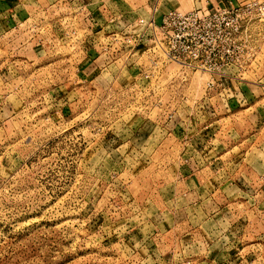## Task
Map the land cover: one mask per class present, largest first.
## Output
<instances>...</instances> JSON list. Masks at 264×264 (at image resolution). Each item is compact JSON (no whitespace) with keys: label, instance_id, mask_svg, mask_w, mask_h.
Returning a JSON list of instances; mask_svg holds the SVG:
<instances>
[{"label":"rangeland","instance_id":"1","mask_svg":"<svg viewBox=\"0 0 264 264\" xmlns=\"http://www.w3.org/2000/svg\"><path fill=\"white\" fill-rule=\"evenodd\" d=\"M3 2L0 25L4 9L20 5L27 15L0 30V264H264L254 192L238 191L226 220L194 232L146 207L162 178L174 176L168 158L185 152L216 159L219 172L234 169L227 163L247 125L239 112L227 122L215 113L223 102L205 98L208 76L167 63L172 77L160 76L167 89L159 104L173 117L165 121L155 103L134 100L132 66L100 51L101 32L88 33L79 0ZM91 53L98 71L80 82ZM246 120L254 129V115ZM147 122L149 135L140 127ZM252 185L245 188H261Z\"/></svg>","mask_w":264,"mask_h":264},{"label":"crops","instance_id":"2","mask_svg":"<svg viewBox=\"0 0 264 264\" xmlns=\"http://www.w3.org/2000/svg\"><path fill=\"white\" fill-rule=\"evenodd\" d=\"M6 1L8 0H5V2L1 4H10ZM246 1L247 0H79L85 18L84 25L87 27L86 30L88 33L93 30H96V33H100L109 26L114 29H121L125 26L130 28L134 21L141 18H148L152 14L154 8L155 17L159 20L161 14L168 10L189 11L198 7L214 8L227 5H238ZM10 6L13 5L11 4ZM2 14L6 16V20H3V24L0 25V30L8 26V21L12 22L16 20V22H19L27 15L24 13L23 7L20 8V5H16L9 11L8 9H4ZM113 21L119 24H114ZM259 27L260 30L264 32V22H262ZM262 44L263 54L260 55L258 61L254 62L256 65L254 69L252 68L246 72H251L250 74L253 73L255 77L245 78L244 74L246 73H239L234 74V78L225 79L224 85L226 89L224 92L225 101L222 106L223 112L222 110L217 111L214 109L217 111L215 113H217L219 117L221 115L220 113H223V116L226 115L223 118L225 122L228 121L226 118L229 119L230 116H234L239 112L247 125L246 129L241 134L242 137L237 139L235 146L232 147L239 150V156L234 160L230 159L227 163L229 165L231 163L234 164L233 171L231 169L228 173L223 170L219 172L221 169H216V159H200L197 155L193 154L190 156V154L182 152V154L175 159H167L169 168H175L173 173L174 176H170V174L167 173L166 176L162 178V185L158 191H151L150 197H156V199H153L151 202L154 203L153 206L151 204V206L146 207H150V209L153 207L151 210L166 213L168 216L173 214V217L177 218L176 223L180 228L186 230L191 229L193 232L199 231V229L205 224L207 225L209 221L215 223L216 219L222 214L226 220L224 211L226 210V212H228L230 207H235V205H237L236 197L238 196V191L241 193L239 194L240 196L247 198L253 197V195L248 193H256L254 196L255 205L253 207H255L256 212L258 210L264 211V73L263 71L260 72L261 69H264V41ZM95 57V53H91V55H87L86 60L82 62L79 67L80 82L82 81L81 77H88L87 75L93 73L97 68L94 63H97L98 57ZM255 69L256 71L254 73L253 71ZM97 71L98 69H96V72ZM209 100L210 103H214L217 98L211 97ZM249 109L251 110L249 111ZM213 115L215 116L216 114ZM251 115H254L255 121H257L254 124V129L250 126V128L248 127L250 122L248 120L247 123L246 120L247 117L251 118ZM229 125L230 126H227V130L230 129V133L233 136V123L229 122ZM151 126V122H147L140 127L144 129V133L148 132L149 135L151 133V130H149ZM209 133L216 136L211 130ZM156 142L158 144V141ZM171 161L176 162L171 163ZM233 182H235L236 186L233 185ZM250 183L258 186L260 185L261 188L247 190L245 187ZM229 186L231 188L234 187V189L229 188ZM249 201L250 200H248V203Z\"/></svg>","mask_w":264,"mask_h":264},{"label":"built area","instance_id":"3","mask_svg":"<svg viewBox=\"0 0 264 264\" xmlns=\"http://www.w3.org/2000/svg\"><path fill=\"white\" fill-rule=\"evenodd\" d=\"M136 22V30L126 26L111 28L101 32L103 41L97 36L94 42L104 55L109 50V55H119L115 59H123L124 67L130 63L134 100H141L140 106L155 103L157 115L166 121L172 119L173 112H167L159 102L165 94L161 91L167 89V83H163L166 78L160 79L162 72L172 77L168 76L167 63L206 74L205 98L216 97L224 104V80L254 69V62L260 59L264 33L259 26L264 22V0L189 11L168 10L159 20L154 8L148 18ZM108 45L116 48L112 51ZM153 97L155 102L150 100Z\"/></svg>","mask_w":264,"mask_h":264}]
</instances>
